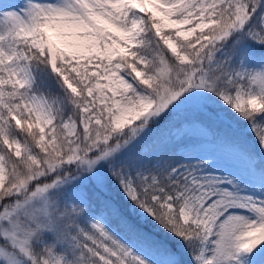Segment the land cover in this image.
Instances as JSON below:
<instances>
[{
  "label": "snow or ice",
  "instance_id": "6c2138e0",
  "mask_svg": "<svg viewBox=\"0 0 264 264\" xmlns=\"http://www.w3.org/2000/svg\"><path fill=\"white\" fill-rule=\"evenodd\" d=\"M0 264H264V0H0Z\"/></svg>",
  "mask_w": 264,
  "mask_h": 264
}]
</instances>
